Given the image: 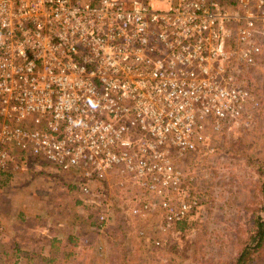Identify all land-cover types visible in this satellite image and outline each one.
Segmentation results:
<instances>
[{
	"label": "built area",
	"instance_id": "2783aa9c",
	"mask_svg": "<svg viewBox=\"0 0 264 264\" xmlns=\"http://www.w3.org/2000/svg\"><path fill=\"white\" fill-rule=\"evenodd\" d=\"M263 55L264 0H0V180L29 156L76 172L102 231L113 177L167 231L198 208L179 162L254 121Z\"/></svg>",
	"mask_w": 264,
	"mask_h": 264
},
{
	"label": "rangeland",
	"instance_id": "374dc122",
	"mask_svg": "<svg viewBox=\"0 0 264 264\" xmlns=\"http://www.w3.org/2000/svg\"><path fill=\"white\" fill-rule=\"evenodd\" d=\"M241 74L248 86L255 81L259 108L249 126L214 137L213 151L179 162L185 176L194 178L198 201L183 231L176 224L162 231L158 207L157 217L131 216L129 206L151 202L150 196L132 184L120 188L113 177L107 187L116 213L100 231L91 225L90 215L98 211L91 197L81 195L77 173L29 156L23 168L0 180V264H60L64 247L52 249L50 240L69 236H79V244L61 264H118L122 250L111 237L122 238V232L129 242L119 246L127 264H235L258 218L264 219V67H244ZM262 252L255 264H264Z\"/></svg>",
	"mask_w": 264,
	"mask_h": 264
},
{
	"label": "trees",
	"instance_id": "16d2710c",
	"mask_svg": "<svg viewBox=\"0 0 264 264\" xmlns=\"http://www.w3.org/2000/svg\"><path fill=\"white\" fill-rule=\"evenodd\" d=\"M263 62H264V55H263V58H259L258 65H257L258 67L249 68L250 72H255V70H257L260 65L262 67H264ZM242 79H243L242 82H244L246 84V82L244 80V77ZM246 86L252 92V94L256 97V95H257V86H256L255 81L250 83V86H248L247 84H246ZM0 125H1V118H0ZM218 135L219 134H217L216 136H218ZM207 151L208 150H201V151L193 152V153L188 155V158L191 159L192 157H196V156H199V155L201 156V154H207L208 153ZM192 191L194 193L195 184L192 185ZM263 195H264V191H263ZM158 214H160V213L159 212H155L152 216L153 217H157ZM90 217H91V225L94 228H96L97 221H96L95 216H91L90 215ZM188 222H189V219L177 223L176 226H175V230L176 231H183L185 229V227L187 226ZM121 230L125 231V229L123 227L121 228ZM125 237H126L125 234L122 232V238H125ZM78 238H80V237L78 236ZM78 238H76L75 236H69L66 240H58L57 238L50 240V246L52 247V249H56L57 250L58 246H60V245H62L64 247V248H62V253H61L63 262H60V264L66 262L69 259V257L74 254V250L79 244V243H77ZM122 238H118L117 235L111 237V239H114V241L117 243V247L120 250H122V252H120V254L117 255V263L118 264H127L126 263V260L128 259L127 258V254L124 253L123 249H121L119 246H121V245L126 246L127 243L129 244V242L126 241V243H124ZM153 245L156 246L155 243ZM116 248H115V250H116ZM263 250H264V219L263 218H258L257 229H256L255 233L250 237L245 249L240 254V256L238 257V259H237L235 264H255L256 260L258 258H260V255L263 254V252H262ZM57 258L58 257H55L53 259H50L49 261L55 263L57 261L56 260Z\"/></svg>",
	"mask_w": 264,
	"mask_h": 264
}]
</instances>
